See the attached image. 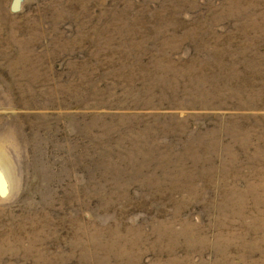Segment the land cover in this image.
<instances>
[{
  "label": "rangeland",
  "instance_id": "1",
  "mask_svg": "<svg viewBox=\"0 0 264 264\" xmlns=\"http://www.w3.org/2000/svg\"><path fill=\"white\" fill-rule=\"evenodd\" d=\"M0 264H264V0H0Z\"/></svg>",
  "mask_w": 264,
  "mask_h": 264
}]
</instances>
